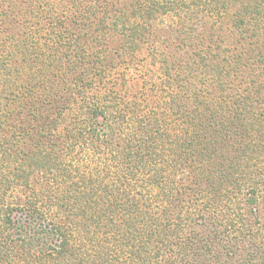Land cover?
<instances>
[{
  "label": "trees",
  "instance_id": "trees-1",
  "mask_svg": "<svg viewBox=\"0 0 264 264\" xmlns=\"http://www.w3.org/2000/svg\"><path fill=\"white\" fill-rule=\"evenodd\" d=\"M0 264H264V0H0Z\"/></svg>",
  "mask_w": 264,
  "mask_h": 264
}]
</instances>
